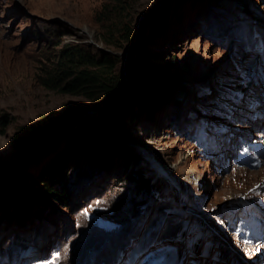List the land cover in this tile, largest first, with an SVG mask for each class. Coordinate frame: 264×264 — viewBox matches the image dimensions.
<instances>
[{"label": "rangeland", "instance_id": "1", "mask_svg": "<svg viewBox=\"0 0 264 264\" xmlns=\"http://www.w3.org/2000/svg\"><path fill=\"white\" fill-rule=\"evenodd\" d=\"M104 8L113 14L98 20ZM124 27L146 68L133 76L145 89L128 98L132 110L119 97L106 118L40 139L64 113L113 102L46 88L42 63L75 44L119 55L130 81ZM155 86L161 100L148 117L141 106ZM0 113L12 119L0 135V178L18 166L0 186V264H264V0H0ZM16 134L40 139L23 160ZM101 138L112 163L83 153ZM117 140L128 148L122 159ZM62 151L56 164L76 168L71 209L47 201L40 181ZM127 164L155 185L134 213L131 190L115 183ZM33 181L38 198L26 193Z\"/></svg>", "mask_w": 264, "mask_h": 264}, {"label": "trees", "instance_id": "2", "mask_svg": "<svg viewBox=\"0 0 264 264\" xmlns=\"http://www.w3.org/2000/svg\"><path fill=\"white\" fill-rule=\"evenodd\" d=\"M117 1L121 3V0ZM103 10L101 14H98V20L103 19L101 15H105L106 17L113 14L112 10L107 8ZM158 28L157 26L153 32H157ZM123 29L124 32L121 36L122 43H130L133 37L132 30L128 27H124ZM104 34L106 44L115 46V33L108 31ZM143 61L144 58L137 43L130 50L127 73L131 79L128 81L126 80V75L118 70L120 64L119 55H115L112 52H105L101 57H97L92 53H88L78 45L66 44L48 61L50 62L49 64H47L48 62L42 63L38 76L41 84L48 89L72 95H81L91 100H101L106 96L114 99L119 96L122 101L123 110L131 111L132 102L128 98L136 92L141 93L145 89L139 84L138 77H133L137 75L144 76L146 68L142 65ZM149 67L153 71L154 67L151 65ZM147 96L148 101L143 102L141 111L143 115L150 117L155 109L152 105L155 104L158 106L160 103L161 89L155 86L154 90L148 92ZM138 100L142 102L143 98L140 97ZM69 115L71 114L65 113L63 117L67 118ZM11 122L12 119L7 113H0V135L6 133V129ZM108 122L113 124L114 127H117L118 132L121 134L123 123L118 120V117L111 118ZM94 139L96 138L94 137ZM94 139L88 143L83 153H86L87 156L94 152L93 155L96 157L97 162L112 163V152H110L111 146L108 143V139L101 138V140L92 144ZM24 142L25 139L20 134H16L12 139V144L18 150L22 148ZM72 142L73 138L68 141V144H72ZM115 143L118 146L116 151L120 152V158L122 159L124 155L122 152L128 148L120 140L115 141ZM98 146L99 148H97ZM99 149L100 151L98 152ZM63 152L53 157L50 164L44 167L43 173L40 175V181L42 185L46 186L45 195L47 201L53 205L58 204L64 208L71 209L76 206V191H73L74 179L72 178L73 173H71L73 170L75 172L76 168L70 171L65 165L58 166L56 164ZM120 170L123 173L117 171L115 183L117 186L125 183L129 190H131L126 202L131 204L130 209L134 213L143 204V198L154 191L155 185L144 170L135 168V166L129 167L127 164L124 167L122 166ZM77 173L81 174V170L79 172L77 171ZM26 193L35 198L41 196L40 189L34 187V181L27 188Z\"/></svg>", "mask_w": 264, "mask_h": 264}, {"label": "water", "instance_id": "3", "mask_svg": "<svg viewBox=\"0 0 264 264\" xmlns=\"http://www.w3.org/2000/svg\"><path fill=\"white\" fill-rule=\"evenodd\" d=\"M163 1V0H162ZM163 4V2H161L158 6H156L152 12L150 14L144 15L141 17V19L139 20L140 22H147V18H150L154 16V14L157 12V10L159 9V7ZM131 45L133 46V41L131 42ZM130 46V48L132 47ZM127 48L126 53L124 55V65L126 64V61L128 60V53L127 51L130 49ZM119 96H117L116 98L113 99L112 105H110L109 107H99V108H95V109H88L86 111H84L80 116L69 119V117H63L62 115V121L58 122L56 125H54L53 128H51L49 131H47L43 136L40 137L43 138L44 136H46L48 133H50L51 131L56 130L59 127H62L64 125H68V124H75L77 122H80L82 120H84L86 117H90V116H103L104 118H106L107 113L110 111V109L113 107V105L115 104V102L118 100ZM70 116V115H69ZM36 140V141H31L30 138H25V142L24 145L22 146V150H23V155H22V160L26 157V155H28V153L34 148V146L38 143V141L40 140ZM19 149V150H21ZM21 160V161H22ZM18 167V166H17ZM14 168L13 170H11L10 172H8L3 178H0V186L7 180L10 178V176H12L13 172L15 171Z\"/></svg>", "mask_w": 264, "mask_h": 264}, {"label": "bare ground", "instance_id": "4", "mask_svg": "<svg viewBox=\"0 0 264 264\" xmlns=\"http://www.w3.org/2000/svg\"><path fill=\"white\" fill-rule=\"evenodd\" d=\"M172 165L167 164L166 167L164 169H166L168 172H170L172 170Z\"/></svg>", "mask_w": 264, "mask_h": 264}]
</instances>
